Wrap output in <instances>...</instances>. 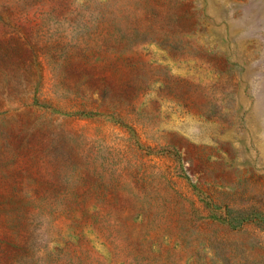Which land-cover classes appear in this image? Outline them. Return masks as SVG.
<instances>
[{
    "label": "rangeland",
    "instance_id": "374dc122",
    "mask_svg": "<svg viewBox=\"0 0 264 264\" xmlns=\"http://www.w3.org/2000/svg\"><path fill=\"white\" fill-rule=\"evenodd\" d=\"M0 264H264V0H0Z\"/></svg>",
    "mask_w": 264,
    "mask_h": 264
}]
</instances>
